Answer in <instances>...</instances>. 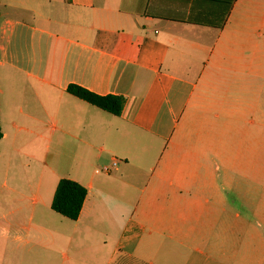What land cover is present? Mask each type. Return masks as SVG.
<instances>
[{
  "label": "crops",
  "instance_id": "0c3cea01",
  "mask_svg": "<svg viewBox=\"0 0 264 264\" xmlns=\"http://www.w3.org/2000/svg\"><path fill=\"white\" fill-rule=\"evenodd\" d=\"M260 104L264 0H0V264H264Z\"/></svg>",
  "mask_w": 264,
  "mask_h": 264
},
{
  "label": "trees",
  "instance_id": "16d2710c",
  "mask_svg": "<svg viewBox=\"0 0 264 264\" xmlns=\"http://www.w3.org/2000/svg\"><path fill=\"white\" fill-rule=\"evenodd\" d=\"M66 91L114 116H118L121 113L124 105L123 96L113 94L99 95L75 84H69ZM85 197L86 188L83 185L68 178H61L55 187L50 206L59 215L69 220H76Z\"/></svg>",
  "mask_w": 264,
  "mask_h": 264
},
{
  "label": "rangeland",
  "instance_id": "374dc122",
  "mask_svg": "<svg viewBox=\"0 0 264 264\" xmlns=\"http://www.w3.org/2000/svg\"><path fill=\"white\" fill-rule=\"evenodd\" d=\"M258 132L262 133L264 132V104H260V109H259V126H258ZM58 152V150H57ZM68 159L67 157H58V160L56 158V162L54 163V166L56 169H58V172H60L62 175L65 174V172H61V170H63L66 166V162ZM61 160H64L63 166L61 167ZM108 166H111V170L113 169L112 165L109 164ZM57 172V173H58ZM262 181V178L260 179Z\"/></svg>",
  "mask_w": 264,
  "mask_h": 264
},
{
  "label": "built area",
  "instance_id": "2783aa9c",
  "mask_svg": "<svg viewBox=\"0 0 264 264\" xmlns=\"http://www.w3.org/2000/svg\"><path fill=\"white\" fill-rule=\"evenodd\" d=\"M112 167H115L117 165V161L115 159H113L112 163H111ZM102 170L106 173L110 172L111 170V166H103Z\"/></svg>",
  "mask_w": 264,
  "mask_h": 264
}]
</instances>
